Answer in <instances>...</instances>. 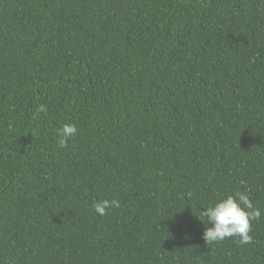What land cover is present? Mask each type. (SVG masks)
Wrapping results in <instances>:
<instances>
[{
  "label": "trees",
  "instance_id": "trees-1",
  "mask_svg": "<svg viewBox=\"0 0 264 264\" xmlns=\"http://www.w3.org/2000/svg\"><path fill=\"white\" fill-rule=\"evenodd\" d=\"M0 264H264V0H0Z\"/></svg>",
  "mask_w": 264,
  "mask_h": 264
},
{
  "label": "clouds",
  "instance_id": "clouds-1",
  "mask_svg": "<svg viewBox=\"0 0 264 264\" xmlns=\"http://www.w3.org/2000/svg\"><path fill=\"white\" fill-rule=\"evenodd\" d=\"M40 112H47L44 105H40ZM75 124L65 123L57 129V145L60 149L68 146L69 141L77 134ZM119 200L104 199L94 203V211L104 216L109 208H119ZM205 225L203 240L206 245L221 242L227 238L237 237V243L247 245L252 242L250 235L252 221L259 220L262 212L256 208L249 198L248 190L237 191L235 195L220 198L214 205L203 207L196 215ZM206 218V223L201 219Z\"/></svg>",
  "mask_w": 264,
  "mask_h": 264
}]
</instances>
